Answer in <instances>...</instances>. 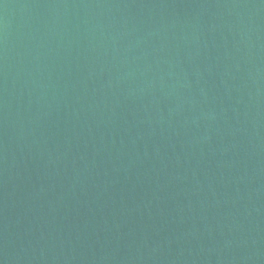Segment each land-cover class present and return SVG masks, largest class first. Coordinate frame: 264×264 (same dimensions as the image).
I'll return each instance as SVG.
<instances>
[{"label":"water","instance_id":"95a60500","mask_svg":"<svg viewBox=\"0 0 264 264\" xmlns=\"http://www.w3.org/2000/svg\"><path fill=\"white\" fill-rule=\"evenodd\" d=\"M0 264H264V0H0Z\"/></svg>","mask_w":264,"mask_h":264}]
</instances>
